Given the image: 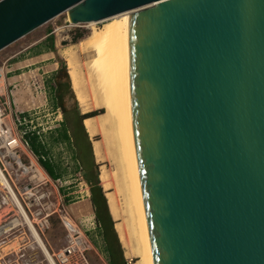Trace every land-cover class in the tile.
Listing matches in <instances>:
<instances>
[{"label": "water", "instance_id": "obj_1", "mask_svg": "<svg viewBox=\"0 0 264 264\" xmlns=\"http://www.w3.org/2000/svg\"><path fill=\"white\" fill-rule=\"evenodd\" d=\"M61 12L111 18L144 264H264V0H0V49Z\"/></svg>", "mask_w": 264, "mask_h": 264}, {"label": "rangeland", "instance_id": "obj_2", "mask_svg": "<svg viewBox=\"0 0 264 264\" xmlns=\"http://www.w3.org/2000/svg\"><path fill=\"white\" fill-rule=\"evenodd\" d=\"M85 25V23L71 24L67 22L66 12H61L0 49V66H3V71L7 70L3 79V86L8 96L11 115L13 112L22 113L24 123L21 127L35 131L44 142H47L48 157L60 172L57 179L53 180L48 177L49 179L45 183H41L43 187L41 191L47 192V198L40 199V202H54L58 193L66 205V212L72 221L78 225L79 220L85 215L94 218L92 208L86 213L81 212L83 203L86 202L91 207L89 185L83 177V172L79 167L80 163L73 156L71 147L66 142H55L51 141L50 138L51 133L61 128L63 122L61 105L58 101L53 100L50 92V78L63 63L67 71L66 60L72 59L78 67V73L84 84L82 85L85 102L82 107L73 96L70 98V104L65 108L73 111L76 120L80 122L90 147L91 153L88 160H91V172L100 184L105 198L107 194L111 197L112 225L126 264H138V258L130 256L128 253L132 245L128 239V231L130 230L127 228L132 227V215L128 192L123 184L122 176L115 175L118 169L116 159L105 153L102 154V158L95 159L92 154V142L96 141L103 144L106 137L99 133L89 136L82 124V117L101 118L105 113L103 108L95 105L98 97L91 94L93 93L89 86L91 81L86 74L85 65L93 55L83 51L85 38L91 32L90 28ZM96 25L102 26L100 23ZM76 32L80 33L82 37L73 42ZM47 34L52 36V50L47 48L48 42L43 41ZM53 68H55L54 71H52ZM16 129L19 128L16 127ZM75 132L78 136L77 129ZM15 154L18 155L22 163H27L23 153L17 151ZM5 160L15 167L10 157L6 156ZM101 171L106 178L107 187L102 186L99 179ZM43 172L45 173L44 170H42V174ZM29 174L31 173H24L20 177H15L12 172H9V182L18 188L28 182L27 176ZM6 196L5 191L0 188V264H47L27 229V223L21 221L20 216L13 211V203ZM29 200L32 203L31 199ZM67 204H71L70 207ZM36 207V205L31 204L29 210L32 211ZM49 209H52L51 205L48 206ZM108 210L110 212L109 207ZM82 214L84 215L81 216ZM46 219L47 221H42L34 218L31 223L47 251L51 253L66 244V236L55 213L50 214ZM118 228L121 229V232L123 231L122 235L127 241L126 244L119 237ZM94 229L90 228L86 232L88 239L89 233ZM86 257L90 264H102V260H105L94 246L86 252Z\"/></svg>", "mask_w": 264, "mask_h": 264}, {"label": "bare ground", "instance_id": "obj_3", "mask_svg": "<svg viewBox=\"0 0 264 264\" xmlns=\"http://www.w3.org/2000/svg\"><path fill=\"white\" fill-rule=\"evenodd\" d=\"M98 23L102 24V26L98 27L96 25L97 24L96 22L85 23L90 28L91 32L85 38V44H84L85 46L83 51L90 52L93 55L91 60L87 62V65H85L87 72L86 74L89 76V79L91 81L89 85L91 91L93 92L91 94L98 97V100L95 102V105L99 108H103V110H105V113L101 118H96V117L84 118L83 126L89 136H94L99 133L101 135H104V137H106V140H104L103 144L96 141L92 142L91 146H92L93 156L95 157V159L102 158L103 153L116 159L118 169L115 175L122 176L123 184L125 185L126 191L128 192V200L131 209L130 213L132 215L131 217L132 227L130 226V228H127V230H130L128 231L129 232L128 239L132 245L131 249L129 248L130 250L128 251V253L130 256L133 257L135 256L136 258H138L139 260L138 264H144L128 179L125 169V163H124V158L120 143V136H119L112 69H111V58H110L111 18ZM66 64H67V73L70 78L71 89L73 91V94L77 102L83 107L85 102L84 101L85 95L83 94L84 84L82 83V80L80 78L81 76L78 73V67L75 65L72 59H67ZM7 155L10 157V159L16 160V156L13 155L12 152H8ZM35 174L38 177L42 176V174L39 171L35 172ZM0 177H1L0 187L5 190L7 197L13 203L16 213L20 216L21 221L27 223V229L33 241L35 242V244L41 251L42 255L44 256V259L47 260V258H49L51 260L49 252L47 251L45 245L38 236L36 230L34 229L31 220L23 212L20 203L18 202L13 190L11 189L7 180L2 175L1 171H0ZM99 179L102 183V186L107 187V184L105 182L106 178L104 177L102 171L99 175ZM9 194H11L12 199L9 197L10 196ZM106 198L111 213L112 200L110 199L111 197L108 196V194L106 195ZM13 199L15 202L13 201ZM117 230L119 237L126 244L127 241L124 240V237L122 235L123 231L121 232L120 231L121 229L119 228ZM126 254L127 253H125V255ZM46 262L47 264H49L48 261Z\"/></svg>", "mask_w": 264, "mask_h": 264}, {"label": "built area", "instance_id": "obj_4", "mask_svg": "<svg viewBox=\"0 0 264 264\" xmlns=\"http://www.w3.org/2000/svg\"><path fill=\"white\" fill-rule=\"evenodd\" d=\"M6 73L7 70L3 71V66H0V171L9 183L15 196L17 195L16 198L20 203L23 212L28 218L30 217L31 221L34 218L47 221L46 218L50 214H56L60 225L64 229L66 244L57 251L49 253L53 264H90L86 257V252L89 249H92L93 245L88 239L86 232L90 228L94 229L96 227V222L93 216L85 215L79 220L78 225L74 223L66 212V205H64L61 196L56 190L55 192L57 193V196L55 197L56 200L54 202H40V199L47 198V192L41 191L40 193H37V191L34 190V186L45 183L49 178L46 173L43 172L42 174L43 169L40 168L41 166L39 165L37 158L33 155L28 148L27 143L22 138V135L26 131H29V129L21 127L24 123V116H22V113L16 114V112H13L12 115L10 113L8 96L3 86V79ZM16 127L19 129H16ZM17 151H20L26 156L27 163L21 162L18 155L15 154ZM8 152H12V154L16 156V160H13L15 167H13L11 163L8 164L9 162L5 160V157L8 156ZM37 171L42 174L40 180L35 174ZM9 172H12L15 177H20L24 173L31 174L27 176L28 182L16 188L14 187V184H10L9 182ZM1 189L4 190L3 188ZM9 195L12 199L11 194ZM29 199H31L32 203H30ZM31 204L36 205V209L32 211L29 210ZM49 205L52 206V209L48 210ZM51 260L47 258L46 261H48L49 264H52ZM102 264H107V262L102 260Z\"/></svg>", "mask_w": 264, "mask_h": 264}, {"label": "trees", "instance_id": "obj_5", "mask_svg": "<svg viewBox=\"0 0 264 264\" xmlns=\"http://www.w3.org/2000/svg\"><path fill=\"white\" fill-rule=\"evenodd\" d=\"M82 37L80 33L76 32V36L73 37V42L76 41L77 38ZM43 41L48 42L47 48L52 50V36L47 34ZM61 79H63L64 84L67 88L68 95L70 98H73V91L70 85V78L64 66V63L60 65L58 69H56L51 78H50V92L54 101H58L60 103V109L63 115V122L61 128L55 130L51 133V141L55 142H66L69 147H71L73 151V156L80 163L79 167L82 169L89 168L91 170V160L90 158V147L88 146V142L86 140L85 133L83 131L82 126H80V122L78 123L77 133L78 136L71 128L69 131H73L71 134H68V126L65 125L66 119L69 117V112H72L70 109L65 108L61 102ZM49 82V80H48ZM75 97V96H74ZM76 99V98H75ZM90 116V115H88ZM84 120V119H83ZM83 124V121H82ZM84 127V126H83ZM85 130V128H84ZM86 132V131H85ZM87 133V132H86ZM71 135V139H70ZM22 138L27 143L28 148L31 150L33 155L37 158V161L41 168L45 171L51 179H57L60 176V172L57 169V166L50 160L48 157V147L47 142H44L40 135H38L35 131H26ZM84 148L87 155V163H84L83 159L79 158V150ZM93 154V153H92ZM83 177L85 181L89 185V201L93 211L94 220L96 222L95 229L89 233V239L92 245L96 248V250L101 253L107 262V264H126V260L122 255L120 243L117 238V235L114 231V227L112 225L111 214L107 207V201L105 195L102 192L101 186L98 183L95 175L90 171L89 173H83Z\"/></svg>", "mask_w": 264, "mask_h": 264}, {"label": "flooded vegetation", "instance_id": "obj_6", "mask_svg": "<svg viewBox=\"0 0 264 264\" xmlns=\"http://www.w3.org/2000/svg\"><path fill=\"white\" fill-rule=\"evenodd\" d=\"M61 97H60V102L61 104L66 107L67 105L70 104V96L68 95V92H67V88L64 84V81L63 79H61ZM65 122V125L68 126V134H71L73 131L75 132L76 129L78 128V121L76 120L75 116L72 114V112H69V117L68 119L64 120ZM71 128H73V131H69ZM76 133V132H75ZM70 139H71V135H70ZM79 158L83 159L84 163H87V155H86V152L84 150V148L82 147L80 150H79ZM83 173H89L91 170L88 168H82L81 169Z\"/></svg>", "mask_w": 264, "mask_h": 264}, {"label": "crops", "instance_id": "obj_7", "mask_svg": "<svg viewBox=\"0 0 264 264\" xmlns=\"http://www.w3.org/2000/svg\"><path fill=\"white\" fill-rule=\"evenodd\" d=\"M54 70H55V68L52 69V71H54ZM42 189H43V187L41 186V184H37V185L34 186V190L37 191V192L41 191ZM18 199H19V197H18ZM71 204H67V206L70 207ZM88 210L91 211V207L86 202L83 203L82 204V208H81V212H85L86 213V212H88ZM13 211L16 213V210H15L14 207H13ZM83 215L84 214H82L81 216H83Z\"/></svg>", "mask_w": 264, "mask_h": 264}]
</instances>
